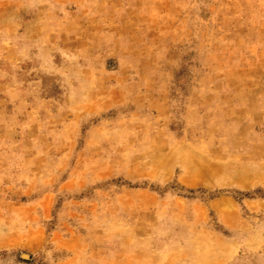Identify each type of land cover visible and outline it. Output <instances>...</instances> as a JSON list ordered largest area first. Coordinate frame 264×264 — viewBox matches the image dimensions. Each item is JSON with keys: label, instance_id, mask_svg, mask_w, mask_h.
Segmentation results:
<instances>
[{"label": "rangeland", "instance_id": "374dc122", "mask_svg": "<svg viewBox=\"0 0 264 264\" xmlns=\"http://www.w3.org/2000/svg\"><path fill=\"white\" fill-rule=\"evenodd\" d=\"M0 264H264V0H0Z\"/></svg>", "mask_w": 264, "mask_h": 264}, {"label": "crops", "instance_id": "0c3cea01", "mask_svg": "<svg viewBox=\"0 0 264 264\" xmlns=\"http://www.w3.org/2000/svg\"><path fill=\"white\" fill-rule=\"evenodd\" d=\"M71 240H72V238H71ZM71 240H69V241H71Z\"/></svg>", "mask_w": 264, "mask_h": 264}]
</instances>
